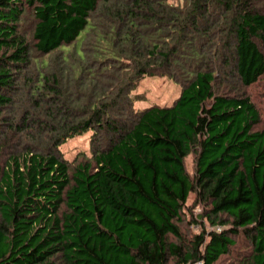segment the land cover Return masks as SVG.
<instances>
[{"label":"trees","instance_id":"trees-1","mask_svg":"<svg viewBox=\"0 0 264 264\" xmlns=\"http://www.w3.org/2000/svg\"><path fill=\"white\" fill-rule=\"evenodd\" d=\"M262 50L264 0H0V264H264Z\"/></svg>","mask_w":264,"mask_h":264},{"label":"rangeland","instance_id":"rangeland-1","mask_svg":"<svg viewBox=\"0 0 264 264\" xmlns=\"http://www.w3.org/2000/svg\"><path fill=\"white\" fill-rule=\"evenodd\" d=\"M262 51L264 53V50ZM245 91L260 110L262 117L260 128L264 129V76L258 83L252 87L246 88ZM180 93L181 87L168 78H146L140 83L138 89L133 92V97L135 99L134 108L136 111H141L151 106H171L180 96ZM91 137L92 132H89L85 135L70 139L63 144L60 147V152L64 160L70 165L75 166L78 162L91 158ZM186 164L188 171L192 174L194 172V156H190L186 160ZM194 199L195 197L192 196L189 201V206L193 204ZM202 213L203 208L200 206L196 207L194 214L197 215ZM188 219H190V213L188 214ZM203 222L207 231L215 230L212 229L206 220ZM189 230L191 234H196L200 232L201 225L199 223L192 224ZM248 244L249 243L245 240L241 241V245L232 255L222 257L216 264H237V260L241 258V254L239 253L246 252V250H248Z\"/></svg>","mask_w":264,"mask_h":264},{"label":"built area","instance_id":"built-area-1","mask_svg":"<svg viewBox=\"0 0 264 264\" xmlns=\"http://www.w3.org/2000/svg\"><path fill=\"white\" fill-rule=\"evenodd\" d=\"M217 230H218V231H221V228L218 227Z\"/></svg>","mask_w":264,"mask_h":264}]
</instances>
